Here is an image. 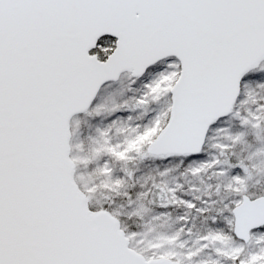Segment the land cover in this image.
Listing matches in <instances>:
<instances>
[{
  "label": "snow or ice",
  "instance_id": "6c2138e0",
  "mask_svg": "<svg viewBox=\"0 0 264 264\" xmlns=\"http://www.w3.org/2000/svg\"><path fill=\"white\" fill-rule=\"evenodd\" d=\"M0 264H264V0H0Z\"/></svg>",
  "mask_w": 264,
  "mask_h": 264
}]
</instances>
